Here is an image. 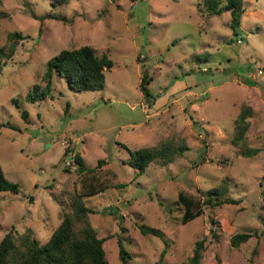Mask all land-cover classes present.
Returning <instances> with one entry per match:
<instances>
[{
  "label": "rangeland",
  "instance_id": "1",
  "mask_svg": "<svg viewBox=\"0 0 264 264\" xmlns=\"http://www.w3.org/2000/svg\"><path fill=\"white\" fill-rule=\"evenodd\" d=\"M54 2L0 0V48L14 32L27 37L0 74V166L19 186L18 194L0 193V241L13 228H31L45 243L60 225L53 194L79 189L75 170L65 172L68 140L87 167L105 161L101 174L117 185L84 200L100 237L112 236L104 245L110 264H122L119 242L130 264H188L203 238L201 264H264V0H244L237 35L230 10L206 20L199 0ZM84 45L114 62L104 90L77 92L56 76L44 100L29 101L34 86L49 85L47 62ZM143 69L152 77V107L141 90ZM242 106L254 110L245 144L257 151L251 157L232 143ZM180 138L190 149L173 164L143 172L129 165V150ZM211 190L240 203L207 207L178 225L179 191L204 200ZM144 225L163 237L144 235ZM245 232L258 237L234 248L231 237Z\"/></svg>",
  "mask_w": 264,
  "mask_h": 264
},
{
  "label": "trees",
  "instance_id": "2",
  "mask_svg": "<svg viewBox=\"0 0 264 264\" xmlns=\"http://www.w3.org/2000/svg\"><path fill=\"white\" fill-rule=\"evenodd\" d=\"M57 4H67L70 0H54ZM230 8L232 17L230 27L237 35V29L241 26L244 15V0H199L198 11L209 20L215 16L221 17ZM47 18H53L66 22L67 19L59 15L49 14ZM21 32H14L9 36L8 46L0 48V74L7 64V61L14 57L18 42L26 39ZM6 57L5 60L2 58ZM197 61L200 57L196 56ZM141 58H139L140 61ZM145 59V58H143ZM141 60L140 62H143ZM114 68V62L110 59L109 52L100 53L92 45H84L79 48L63 50L60 54L50 59L46 64L44 81L49 85L46 89L41 86H34V94L30 92L29 101L37 102L44 100L50 91V83L56 76L65 78L69 87L77 92H96L105 88V73ZM152 77L146 69H143L141 90L148 107H152L155 99L150 93L149 85ZM17 106L18 101L14 100ZM20 107V106H19ZM254 110L249 106H242L237 119L234 121L233 145L240 150L242 157H251L257 154L256 150L246 148V139L250 129L249 119L252 118ZM23 117H29L27 112ZM190 148L185 140L180 138L164 139L157 145L131 151L129 165L136 171L143 172L150 165L162 167L171 165L179 155H182ZM76 166L66 165L65 172L72 173V170L79 175V189L77 186L71 192L53 194L54 200L59 205L60 225L53 232L51 237L42 243L36 236L33 229L29 228L20 233L14 228L11 229L0 241V264H110L105 250V242L112 238L100 237L98 230L94 227L91 215L93 210L85 206L84 200L90 197L105 193L107 190L117 187L109 176L101 174L105 161H100L96 168H89L84 159L76 151ZM19 193V186L10 182L0 166V193ZM204 200L198 196L191 195L185 191H179L176 206L179 217L176 218L178 225H186L190 221L205 215L206 208L214 209L224 205H237L239 200L222 198L217 190L208 192ZM264 223V217H261ZM212 222H214L212 220ZM141 232L144 235H155L163 237L159 229L143 226ZM214 234V230L211 229ZM216 239L217 236L214 234ZM258 237V233H237L231 237V245L234 248H241L243 244ZM207 239L198 240L193 248V254L188 259V264H201L206 251ZM120 259L122 264H130L132 255L123 244L119 242ZM255 250L254 253H256Z\"/></svg>",
  "mask_w": 264,
  "mask_h": 264
},
{
  "label": "built area",
  "instance_id": "3",
  "mask_svg": "<svg viewBox=\"0 0 264 264\" xmlns=\"http://www.w3.org/2000/svg\"><path fill=\"white\" fill-rule=\"evenodd\" d=\"M71 143L70 141L68 140H64L62 141V145L67 147V150H66V157H67V161L65 162V164L69 167H75L76 166V146H71Z\"/></svg>",
  "mask_w": 264,
  "mask_h": 264
},
{
  "label": "water",
  "instance_id": "4",
  "mask_svg": "<svg viewBox=\"0 0 264 264\" xmlns=\"http://www.w3.org/2000/svg\"><path fill=\"white\" fill-rule=\"evenodd\" d=\"M227 10H230V8H227Z\"/></svg>",
  "mask_w": 264,
  "mask_h": 264
}]
</instances>
